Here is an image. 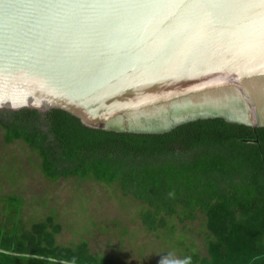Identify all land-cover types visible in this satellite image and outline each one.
Wrapping results in <instances>:
<instances>
[{
    "label": "water",
    "instance_id": "95a60500",
    "mask_svg": "<svg viewBox=\"0 0 264 264\" xmlns=\"http://www.w3.org/2000/svg\"><path fill=\"white\" fill-rule=\"evenodd\" d=\"M3 109L127 134L264 128V0H0Z\"/></svg>",
    "mask_w": 264,
    "mask_h": 264
},
{
    "label": "trees",
    "instance_id": "16d2710c",
    "mask_svg": "<svg viewBox=\"0 0 264 264\" xmlns=\"http://www.w3.org/2000/svg\"><path fill=\"white\" fill-rule=\"evenodd\" d=\"M0 128L40 159L51 180L79 177L119 184L143 202L150 232L166 218L199 211L204 250H185L182 264H264V128L198 120L166 134L98 130L61 109H3ZM52 218L20 236L0 228V264H120L95 257L86 242L56 245Z\"/></svg>",
    "mask_w": 264,
    "mask_h": 264
},
{
    "label": "rangeland",
    "instance_id": "374dc122",
    "mask_svg": "<svg viewBox=\"0 0 264 264\" xmlns=\"http://www.w3.org/2000/svg\"><path fill=\"white\" fill-rule=\"evenodd\" d=\"M2 110H0L1 116ZM143 202L123 193L119 184L70 177L51 181L37 153L24 142L10 144L0 128V228L20 236L52 218L61 230L56 245H89L95 257L120 264L181 262L185 250H204V216H171L161 230L142 224Z\"/></svg>",
    "mask_w": 264,
    "mask_h": 264
},
{
    "label": "snow or ice",
    "instance_id": "6c2138e0",
    "mask_svg": "<svg viewBox=\"0 0 264 264\" xmlns=\"http://www.w3.org/2000/svg\"><path fill=\"white\" fill-rule=\"evenodd\" d=\"M198 6L205 7V8H213V7H216L217 5L214 4V3H211V2H204V3H201Z\"/></svg>",
    "mask_w": 264,
    "mask_h": 264
},
{
    "label": "clouds",
    "instance_id": "9594fccd",
    "mask_svg": "<svg viewBox=\"0 0 264 264\" xmlns=\"http://www.w3.org/2000/svg\"><path fill=\"white\" fill-rule=\"evenodd\" d=\"M167 264H182V262L168 261Z\"/></svg>",
    "mask_w": 264,
    "mask_h": 264
}]
</instances>
